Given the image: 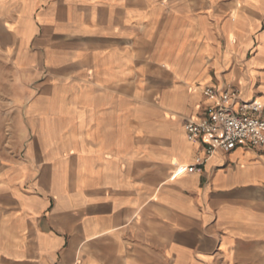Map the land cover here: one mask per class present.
Returning <instances> with one entry per match:
<instances>
[{
  "label": "crops",
  "instance_id": "0c3cea01",
  "mask_svg": "<svg viewBox=\"0 0 264 264\" xmlns=\"http://www.w3.org/2000/svg\"><path fill=\"white\" fill-rule=\"evenodd\" d=\"M0 58V264H264V144L188 172L183 128L205 86L264 101V0H0Z\"/></svg>",
  "mask_w": 264,
  "mask_h": 264
},
{
  "label": "built area",
  "instance_id": "2783aa9c",
  "mask_svg": "<svg viewBox=\"0 0 264 264\" xmlns=\"http://www.w3.org/2000/svg\"><path fill=\"white\" fill-rule=\"evenodd\" d=\"M206 100L197 117L183 123L186 138L200 145L202 154L186 166V171L200 170L205 159L215 151L236 147L255 148L264 144V101L242 99L233 85L205 86Z\"/></svg>",
  "mask_w": 264,
  "mask_h": 264
},
{
  "label": "rangeland",
  "instance_id": "374dc122",
  "mask_svg": "<svg viewBox=\"0 0 264 264\" xmlns=\"http://www.w3.org/2000/svg\"><path fill=\"white\" fill-rule=\"evenodd\" d=\"M150 67L153 66L150 65L146 68L144 78L141 80V87L158 90L169 84L168 78L154 73ZM16 88L17 81L11 76L9 65H6L0 58V152L20 151L21 148L12 142L13 126L21 114L14 101V96L11 94ZM149 98L153 97L141 96L142 101H147Z\"/></svg>",
  "mask_w": 264,
  "mask_h": 264
},
{
  "label": "bare ground",
  "instance_id": "6f19581e",
  "mask_svg": "<svg viewBox=\"0 0 264 264\" xmlns=\"http://www.w3.org/2000/svg\"><path fill=\"white\" fill-rule=\"evenodd\" d=\"M185 134V133H184ZM186 137V136H185ZM187 139V138H186ZM187 141H189L188 139H187ZM189 142H191V141H189ZM192 143V142H191Z\"/></svg>",
  "mask_w": 264,
  "mask_h": 264
}]
</instances>
